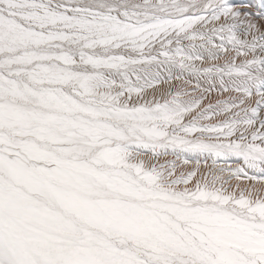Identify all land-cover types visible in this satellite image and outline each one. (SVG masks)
I'll return each instance as SVG.
<instances>
[{
    "label": "snow or ice",
    "instance_id": "obj_1",
    "mask_svg": "<svg viewBox=\"0 0 264 264\" xmlns=\"http://www.w3.org/2000/svg\"><path fill=\"white\" fill-rule=\"evenodd\" d=\"M0 264H264V0H0Z\"/></svg>",
    "mask_w": 264,
    "mask_h": 264
},
{
    "label": "rangeland",
    "instance_id": "obj_2",
    "mask_svg": "<svg viewBox=\"0 0 264 264\" xmlns=\"http://www.w3.org/2000/svg\"><path fill=\"white\" fill-rule=\"evenodd\" d=\"M238 2H239V0H238Z\"/></svg>",
    "mask_w": 264,
    "mask_h": 264
}]
</instances>
